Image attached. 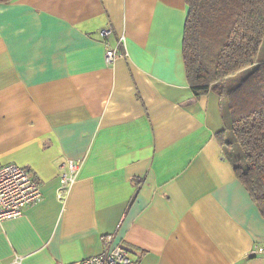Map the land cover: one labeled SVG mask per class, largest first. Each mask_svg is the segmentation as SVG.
Returning a JSON list of instances; mask_svg holds the SVG:
<instances>
[{
    "label": "crops",
    "instance_id": "1",
    "mask_svg": "<svg viewBox=\"0 0 264 264\" xmlns=\"http://www.w3.org/2000/svg\"><path fill=\"white\" fill-rule=\"evenodd\" d=\"M185 0L0 3V166L42 197L0 222V264H76L115 246L139 264H264V216L218 134L225 98L194 96ZM110 29L104 38L100 31ZM123 35L126 56L104 60ZM81 161L59 200L60 166Z\"/></svg>",
    "mask_w": 264,
    "mask_h": 264
},
{
    "label": "trees",
    "instance_id": "2",
    "mask_svg": "<svg viewBox=\"0 0 264 264\" xmlns=\"http://www.w3.org/2000/svg\"><path fill=\"white\" fill-rule=\"evenodd\" d=\"M185 3L182 54L190 90L196 97L210 90L224 96L229 138L224 131L218 136L236 178L264 216V59L256 60L264 40V0ZM227 81L234 82L225 86Z\"/></svg>",
    "mask_w": 264,
    "mask_h": 264
},
{
    "label": "built area",
    "instance_id": "3",
    "mask_svg": "<svg viewBox=\"0 0 264 264\" xmlns=\"http://www.w3.org/2000/svg\"><path fill=\"white\" fill-rule=\"evenodd\" d=\"M100 34L107 38L111 34L110 29L100 31ZM126 56L125 40L121 35L117 40V46L105 49L104 60L106 64L114 62L117 56ZM81 167L80 160H68L60 166L59 186L56 197L63 200L76 182ZM42 197V192L38 179L33 176L26 168L17 164H5L0 166V222L18 217L23 210ZM264 249L255 248L252 254L262 253ZM76 264H139L132 260L125 248L115 246L110 250L104 249L97 255L83 259Z\"/></svg>",
    "mask_w": 264,
    "mask_h": 264
},
{
    "label": "rangeland",
    "instance_id": "4",
    "mask_svg": "<svg viewBox=\"0 0 264 264\" xmlns=\"http://www.w3.org/2000/svg\"><path fill=\"white\" fill-rule=\"evenodd\" d=\"M261 59H264V40L262 41V43L260 44V48H259V51H258V54H257V57H256V60H261ZM238 74H241V72L240 73H238ZM236 78H238V77H234V79L233 80H236ZM233 82L234 81H227V84L225 85V86H229V85H231V84H233ZM225 102V101H224ZM225 114H226V118H227V120L229 121V118H228V113H227V110H226V108H225ZM227 127V126H226ZM226 132H227V135H226V137H225V139H227V138H229V131L226 129ZM237 145H235V147H236ZM235 151H237V153H238V147L237 148H235ZM239 154V153H238Z\"/></svg>",
    "mask_w": 264,
    "mask_h": 264
}]
</instances>
